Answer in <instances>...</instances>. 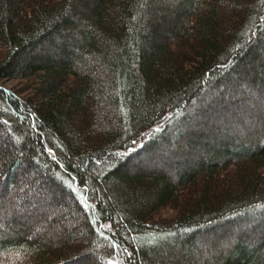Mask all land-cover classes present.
I'll return each instance as SVG.
<instances>
[{"label":"trees","instance_id":"16d2710c","mask_svg":"<svg viewBox=\"0 0 264 264\" xmlns=\"http://www.w3.org/2000/svg\"><path fill=\"white\" fill-rule=\"evenodd\" d=\"M263 45L264 0H0V177L37 173L80 221L0 229V264H264L263 133L174 178L142 167L234 79L264 87Z\"/></svg>","mask_w":264,"mask_h":264},{"label":"rangeland","instance_id":"374dc122","mask_svg":"<svg viewBox=\"0 0 264 264\" xmlns=\"http://www.w3.org/2000/svg\"><path fill=\"white\" fill-rule=\"evenodd\" d=\"M260 53L261 61L264 63V45L261 46ZM1 54L0 52V58ZM252 71L250 76L255 73ZM260 76L264 81V75ZM14 85L15 83L11 82L5 83L6 87ZM253 85V82L248 84L246 81L234 79L227 87V91H220L213 97L222 105V108L215 112L216 116L212 117L210 114L211 117H207V120L206 118H201L200 122L199 118L196 120L199 123L194 131L199 132L191 142L182 143L178 153L169 148L158 151L154 158H150L142 167L161 171L167 177L174 178L177 173L196 169L202 163L211 161L208 150L219 143L230 145L235 140H238V144L259 140L261 134H264V87ZM204 112L205 108H202V114ZM2 139L0 135V142ZM7 175V178L0 177V229L7 235L9 233L12 238L35 240L36 237L46 234L53 237L62 235L65 229L78 228L77 225L80 223L78 215L73 217L68 213L69 206L67 208L64 202L60 203L53 199L41 184L37 173L27 172L22 166L18 171V182H15L14 186L9 181L10 173ZM28 185L31 187L30 190L27 189ZM27 199H30L29 202H26ZM253 225L257 226V230L264 231V221ZM71 264L85 262L82 260Z\"/></svg>","mask_w":264,"mask_h":264}]
</instances>
